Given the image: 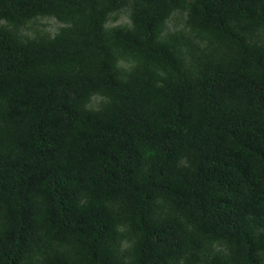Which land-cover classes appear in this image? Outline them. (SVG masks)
<instances>
[{
    "label": "trees",
    "instance_id": "1",
    "mask_svg": "<svg viewBox=\"0 0 264 264\" xmlns=\"http://www.w3.org/2000/svg\"><path fill=\"white\" fill-rule=\"evenodd\" d=\"M0 264H264V0H0Z\"/></svg>",
    "mask_w": 264,
    "mask_h": 264
},
{
    "label": "rangeland",
    "instance_id": "2",
    "mask_svg": "<svg viewBox=\"0 0 264 264\" xmlns=\"http://www.w3.org/2000/svg\"><path fill=\"white\" fill-rule=\"evenodd\" d=\"M53 24H55V22H53Z\"/></svg>",
    "mask_w": 264,
    "mask_h": 264
}]
</instances>
